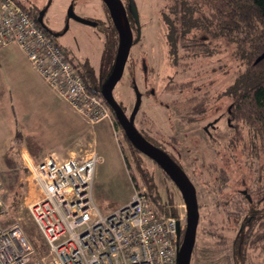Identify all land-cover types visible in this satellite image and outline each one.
I'll use <instances>...</instances> for the list:
<instances>
[{
    "label": "rangeland",
    "instance_id": "obj_1",
    "mask_svg": "<svg viewBox=\"0 0 264 264\" xmlns=\"http://www.w3.org/2000/svg\"><path fill=\"white\" fill-rule=\"evenodd\" d=\"M18 1L26 8L35 4L34 0ZM71 1L52 0L49 7L51 21L46 26L57 35H60L58 29L64 24L65 10ZM131 3L137 11L138 25L135 22L131 26L136 40L113 95L129 115L135 102L132 86L135 80L141 93L134 121L136 128L161 145L196 188L199 220L190 264H264V238H259L264 231L259 226L264 216L258 219L264 211V151L248 126L227 114L234 103L231 85L246 69V60L236 52L234 43L222 37L212 40L210 54L196 53L197 50L181 47V43L177 51L171 53L162 13L168 11L173 1L131 0ZM103 4L101 0L92 3L93 15L89 16L105 22ZM135 25L139 30L137 35ZM111 33L71 22L67 34L63 38L59 36L58 42L68 52L81 58L89 57L90 64L95 63L93 73L98 82L99 61L101 64L104 44ZM201 33L192 29L186 35L187 41ZM7 50L13 56L19 55L14 46ZM106 58H103L104 63ZM68 113L69 132L75 128L72 123H81L83 136L90 142L85 143L82 150L91 146L99 156L92 192L95 204L103 213L128 201L137 186L146 188L161 212L179 219L186 216L178 188L153 160L131 148L112 111L109 110L108 118L95 124L83 120L69 106ZM9 125L4 123L3 129L0 128V134L4 133L2 140L0 137V157L3 154L12 157L7 142L13 125L11 128ZM14 131L19 133L20 129ZM19 158L16 161L12 157L8 168L0 171V220L3 225L18 221L34 248L35 257L42 258L47 248L28 210L33 197L28 185L29 171L20 155ZM185 223L186 220L184 228Z\"/></svg>",
    "mask_w": 264,
    "mask_h": 264
},
{
    "label": "built area",
    "instance_id": "obj_2",
    "mask_svg": "<svg viewBox=\"0 0 264 264\" xmlns=\"http://www.w3.org/2000/svg\"><path fill=\"white\" fill-rule=\"evenodd\" d=\"M9 44L83 120L95 124L109 117L100 91L88 89L67 49L18 0H0V49ZM88 148L64 160L22 154L33 195L28 210L47 252L35 257L21 224L0 220V264H176L186 216L161 212L137 186L127 202L103 213L92 192L99 156Z\"/></svg>",
    "mask_w": 264,
    "mask_h": 264
},
{
    "label": "trees",
    "instance_id": "obj_3",
    "mask_svg": "<svg viewBox=\"0 0 264 264\" xmlns=\"http://www.w3.org/2000/svg\"><path fill=\"white\" fill-rule=\"evenodd\" d=\"M172 1L173 4L168 5V11L162 13L166 26V41L171 53L177 51L178 43H181V47L197 50L196 53L210 54L212 40L222 37L234 43L236 52L246 60V69L231 85L234 103L227 114H230V118L243 121L252 137L259 140L264 151V58L254 63L257 56L264 51V0ZM30 13L34 16L31 10ZM171 14L174 16L173 19ZM194 28L201 30V35L187 41V33ZM116 41L112 34L105 41L101 56L100 81L97 82L95 79L92 66L76 64L89 90L99 92L100 86L110 73L116 54L114 49ZM105 57L106 63L103 62ZM108 108L112 111L109 106ZM125 138L128 141L126 136ZM129 144L138 151L130 142ZM10 149H14V145ZM15 152L17 153L16 150ZM263 216L264 211L258 219L261 220ZM259 226L264 228V220L260 221ZM259 238H264V231Z\"/></svg>",
    "mask_w": 264,
    "mask_h": 264
},
{
    "label": "crops",
    "instance_id": "obj_4",
    "mask_svg": "<svg viewBox=\"0 0 264 264\" xmlns=\"http://www.w3.org/2000/svg\"><path fill=\"white\" fill-rule=\"evenodd\" d=\"M87 1L98 2V0H77V10L86 15H93V8L90 9L92 3L89 4ZM33 2L41 6L39 4L44 0ZM103 43L104 40L102 48ZM10 46L17 48L19 55L13 56L7 50ZM101 52L102 49L100 54ZM90 65L94 69L95 63L91 62ZM0 100L3 102H0V128L3 129L4 123L10 124V128L13 125L7 145L9 146L8 153L12 151V157L16 161L20 159L19 155L22 159L25 150L26 155L35 160H41L47 154H53L58 159L64 160L70 156L85 153L79 148L89 142L83 136V125L77 122L72 123V127L75 128L69 132L68 106L47 87L16 45L0 49ZM17 128L20 129L19 133L14 131H17ZM3 136L2 132L1 140ZM12 145L14 149H10ZM15 150H20V152L16 153ZM14 152L16 156H13ZM4 156L3 154L0 157V171L3 172L8 168L9 160L12 158L9 155Z\"/></svg>",
    "mask_w": 264,
    "mask_h": 264
},
{
    "label": "water",
    "instance_id": "obj_5",
    "mask_svg": "<svg viewBox=\"0 0 264 264\" xmlns=\"http://www.w3.org/2000/svg\"><path fill=\"white\" fill-rule=\"evenodd\" d=\"M105 4L112 24L117 31L118 44L112 69L106 79L104 80L100 93L108 106L112 109L113 114L121 126L128 141L142 154L153 160L171 179V181L178 188L183 199L186 210V223L184 233L181 239V246L177 253L176 264H190L191 255L195 243L197 225L199 220V210L196 197V188L189 179L183 168L162 148L154 145L147 140L136 128L134 124L135 115L139 109L141 102V93L133 81V90L135 93L134 106L129 115H127L122 106L116 101L113 95V89L123 75L126 61L129 55L130 48L133 44L132 29L129 19L127 17L126 9L121 0H102ZM133 5V4H132ZM132 15L136 24L137 11L133 6L131 8ZM78 20L83 23H88L87 19L77 16ZM37 21L45 28L46 25L41 20L40 15ZM48 29V28H47ZM49 30V29H48ZM50 31V30H49ZM139 34V30H138ZM55 35V33H53ZM136 40V39H135ZM264 58V51L257 56L254 63ZM145 63L143 62V69L145 71ZM179 223H177V230L180 233Z\"/></svg>",
    "mask_w": 264,
    "mask_h": 264
},
{
    "label": "flooded vegetation",
    "instance_id": "obj_6",
    "mask_svg": "<svg viewBox=\"0 0 264 264\" xmlns=\"http://www.w3.org/2000/svg\"><path fill=\"white\" fill-rule=\"evenodd\" d=\"M121 1H122L123 5H124V7L126 9L127 17L129 19V22H130V26H132V23L135 24V20H134V17L132 15V11H131V8L133 7V5L131 3V0H128L127 3H124L123 0H121ZM102 3H103V1H102ZM51 4H52V0H46L41 6H37L35 4H32V6L30 7V9L33 12L34 16L37 18L38 15H40L41 20L43 21V23L45 25H48L47 23H50V21H51V18L49 19V7H51ZM103 5H104L105 10H106V21L105 22L102 21L101 19L97 18V17L89 16V15H86V14L81 13L80 11L77 10V0H72L69 3V5L66 7L65 14H64L65 15V18L63 19L64 24L58 29V31H60V35L59 34L58 35L55 34L54 35L55 39L58 41L59 40L58 39L59 36L62 37V38L65 37V35L67 34V31L69 29V26H70L71 22H74V23H83V22L79 21L78 18H77V16H80V17H83L85 19L86 18L91 19V20H88L90 22L83 23V24H87L89 26H93L95 28H98V29H100L102 31H105V33H108V31H111L112 32L111 34L113 35V38L117 39V41H116V49H117V44H118L117 31H116L115 27L112 24L111 18L109 16V13H108V10H107L105 4H103ZM46 27L49 29V26H46ZM132 27H131V29H132ZM135 27H136V25H135ZM135 31H136V35H137L138 34L137 27L135 28ZM136 35H135V37H136ZM134 40H135V38H134ZM134 42L135 41H133V44H134ZM76 44L79 47V43H76ZM68 53L70 54V57H71L72 61L75 64H77L78 66H83V64L90 65V62H89L90 61V58L89 57H85V58L82 57L81 58L80 56H78L76 54H73L71 52H68ZM99 77L102 78L101 72H100ZM133 81L135 82L134 79H133ZM134 121H135V118H134ZM139 132L147 140H149L151 143H153L154 145L159 146V147L162 148L161 145L155 143L152 139L148 138L144 134V132L142 130H139Z\"/></svg>",
    "mask_w": 264,
    "mask_h": 264
}]
</instances>
